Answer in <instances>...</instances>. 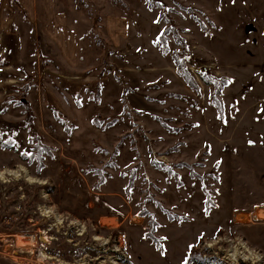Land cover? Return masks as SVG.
I'll list each match as a JSON object with an SVG mask.
<instances>
[{
  "label": "rangeland",
  "instance_id": "374dc122",
  "mask_svg": "<svg viewBox=\"0 0 264 264\" xmlns=\"http://www.w3.org/2000/svg\"><path fill=\"white\" fill-rule=\"evenodd\" d=\"M117 1L0 50V264H264V0Z\"/></svg>",
  "mask_w": 264,
  "mask_h": 264
},
{
  "label": "crops",
  "instance_id": "0c3cea01",
  "mask_svg": "<svg viewBox=\"0 0 264 264\" xmlns=\"http://www.w3.org/2000/svg\"><path fill=\"white\" fill-rule=\"evenodd\" d=\"M77 1L0 0V44H3L0 50L11 49L9 45L14 42V36L26 37L29 44L50 47L63 62L62 66L77 64L80 51L76 47L79 44L80 50L85 29L83 20L75 14ZM92 1L100 11L101 5L107 4L102 25L104 36L112 37V0ZM117 3L125 9L130 0H118Z\"/></svg>",
  "mask_w": 264,
  "mask_h": 264
},
{
  "label": "snow or ice",
  "instance_id": "6c2138e0",
  "mask_svg": "<svg viewBox=\"0 0 264 264\" xmlns=\"http://www.w3.org/2000/svg\"><path fill=\"white\" fill-rule=\"evenodd\" d=\"M157 42H159V41H157ZM228 83L231 84V83H233V81L232 80H229ZM259 111L264 112V107H262ZM250 143H252V142L250 141ZM22 155H24L26 157H31L32 156V153L31 152H23ZM205 211H206V214H207V209ZM203 236H204V234H201L199 237H197V241L202 240L203 239ZM163 239H167V238L164 237ZM195 247H196V244L189 245V253L190 254H191L192 250ZM183 264H190V258H185L184 261H183Z\"/></svg>",
  "mask_w": 264,
  "mask_h": 264
},
{
  "label": "bare ground",
  "instance_id": "6f19581e",
  "mask_svg": "<svg viewBox=\"0 0 264 264\" xmlns=\"http://www.w3.org/2000/svg\"><path fill=\"white\" fill-rule=\"evenodd\" d=\"M256 218H264V210H259V212L256 213Z\"/></svg>",
  "mask_w": 264,
  "mask_h": 264
},
{
  "label": "trees",
  "instance_id": "16d2710c",
  "mask_svg": "<svg viewBox=\"0 0 264 264\" xmlns=\"http://www.w3.org/2000/svg\"><path fill=\"white\" fill-rule=\"evenodd\" d=\"M192 254H193V250L191 252V255L190 254L188 255V258H190V262L192 261V257H193Z\"/></svg>",
  "mask_w": 264,
  "mask_h": 264
},
{
  "label": "clouds",
  "instance_id": "9594fccd",
  "mask_svg": "<svg viewBox=\"0 0 264 264\" xmlns=\"http://www.w3.org/2000/svg\"><path fill=\"white\" fill-rule=\"evenodd\" d=\"M0 178H2V176H0Z\"/></svg>",
  "mask_w": 264,
  "mask_h": 264
}]
</instances>
